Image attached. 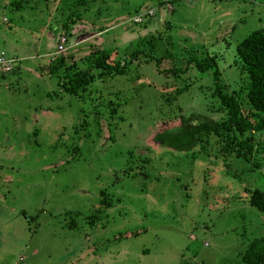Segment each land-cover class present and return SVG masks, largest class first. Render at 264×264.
Instances as JSON below:
<instances>
[{
  "label": "rangeland",
  "instance_id": "rangeland-1",
  "mask_svg": "<svg viewBox=\"0 0 264 264\" xmlns=\"http://www.w3.org/2000/svg\"><path fill=\"white\" fill-rule=\"evenodd\" d=\"M166 1L0 0V53L14 60L0 71V264H249L264 238L247 202L264 191V130L223 131L251 137L240 159L214 136L176 149L158 135L191 113L228 117L214 68L191 57H212L249 109L235 47L264 28V0ZM59 57L93 75L79 95L45 68ZM100 57L124 73L99 74Z\"/></svg>",
  "mask_w": 264,
  "mask_h": 264
},
{
  "label": "trees",
  "instance_id": "trees-1",
  "mask_svg": "<svg viewBox=\"0 0 264 264\" xmlns=\"http://www.w3.org/2000/svg\"><path fill=\"white\" fill-rule=\"evenodd\" d=\"M81 3H85V0H81ZM137 52H133L132 57L136 56ZM235 52L241 62V68L247 77L245 96L249 109L242 111L236 94L225 90L219 78L216 61L212 57L206 58L204 62L197 60L195 57H191L188 59V62L195 63V67L199 72H205L209 68H214V92L220 106L225 109L228 117L226 120L220 122L197 113L181 116L179 133L158 135L159 139L165 145L176 149H186L191 145L198 144L203 149H206L210 145V137L214 136L217 137V142L223 145V152L228 156L240 159L251 153V137L243 139L235 138L234 141L228 140L227 133L223 131H233L243 136L248 130L252 132L264 130V28L256 29L245 36L236 45ZM96 60L98 61L93 65L94 67L100 68L99 74H106L105 71L115 74L124 73V68L119 66L118 63L110 66L107 64L105 58L100 57ZM45 68L51 75H59V71L62 70L61 76L67 79L65 89L75 96L85 90V85L88 81L93 80V75L89 73V70L71 73L63 57L57 58L54 62L45 66ZM182 71L183 69H174L176 73ZM183 89L185 88L176 90V93L182 92ZM181 138H183V143L178 141ZM247 202L264 213L263 190L258 188L252 190L248 195ZM254 242L260 243L257 244L258 248H253L248 257L244 255L243 259L249 264H264V244H262L264 243V238L261 237L253 240L252 244ZM260 246L262 248H259Z\"/></svg>",
  "mask_w": 264,
  "mask_h": 264
},
{
  "label": "built area",
  "instance_id": "built-area-1",
  "mask_svg": "<svg viewBox=\"0 0 264 264\" xmlns=\"http://www.w3.org/2000/svg\"><path fill=\"white\" fill-rule=\"evenodd\" d=\"M165 2V6L168 7L169 10L172 9V6L169 2L166 0H161ZM154 9L144 10L138 14H136L134 17L131 18V21L134 23H141L145 19L151 17L154 12ZM64 43H65V37L62 36L60 39V44L58 45V52H62L64 50ZM14 60L12 58H7L5 55V52L0 53V71L1 72H9L13 70Z\"/></svg>",
  "mask_w": 264,
  "mask_h": 264
}]
</instances>
